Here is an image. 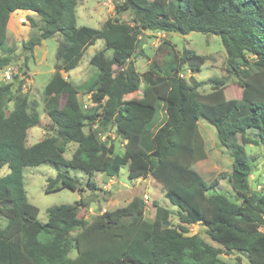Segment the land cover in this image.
<instances>
[{"label":"trees","instance_id":"16d2710c","mask_svg":"<svg viewBox=\"0 0 264 264\" xmlns=\"http://www.w3.org/2000/svg\"><path fill=\"white\" fill-rule=\"evenodd\" d=\"M79 1L0 0V70L16 59L15 48L8 45L13 13L38 17L29 18L38 34L23 44L25 51L34 53L42 42L60 37L54 72L44 87L49 136L27 146L30 129L41 122L22 93L25 78L20 77L27 71L21 68L15 92L13 84L0 87V172L8 167L7 174H0V215L7 222L0 229V264H229L220 258L222 249L189 235V227L197 224H204L225 251L246 253L250 264H264V190L250 187L253 162L245 148L264 147V0H120L114 3V17L100 29L77 26ZM146 32L220 37L241 97L225 100L215 92L201 93L202 82L194 75L202 72L206 57L186 47L178 54L168 40L161 64L154 62L150 71L139 74L133 59L143 55ZM99 40L105 41L106 51L90 59L99 71L89 87L96 107L86 110L69 74ZM187 70L192 73L188 82L182 78ZM141 81L143 97L126 100ZM163 88L161 98L154 94ZM200 119L214 126L220 146L231 154L232 172L221 179L230 184L232 198L217 192L218 179L208 182L194 168L207 158ZM110 126L125 142L123 154L113 157L101 137ZM70 144L77 147L67 160ZM41 165L57 170L47 180V194L75 192L79 186L84 192L70 170L86 174L94 191L95 174L114 178L127 166L130 182L152 177L162 186L165 198L178 208L180 224L173 227L171 212L157 205L155 219L147 220L141 196L90 222L79 216L87 206L81 197L72 205L49 208L47 222H41L39 208L27 199L23 175L25 168ZM235 264H242L241 259Z\"/></svg>","mask_w":264,"mask_h":264},{"label":"rangeland","instance_id":"374dc122","mask_svg":"<svg viewBox=\"0 0 264 264\" xmlns=\"http://www.w3.org/2000/svg\"><path fill=\"white\" fill-rule=\"evenodd\" d=\"M120 0H80L77 5V26H87L100 29L104 22L114 17V3ZM158 3H165L167 0H150ZM25 11L17 12L15 18L25 17ZM36 15H29L25 18L26 27L20 24H14L8 36V45L15 48V60L11 65L17 69L16 75L13 76L9 84H13L12 91L15 92L19 87L18 76L22 75L21 68L27 71L26 77L22 85V93L28 97L32 107H35L40 113V125L30 129L28 135L27 146L35 145L49 136L51 128L50 119L43 111L44 87L49 82L54 72L56 63L55 55L57 51L58 41L60 37L46 40L41 46L38 56L32 52L23 49V44L27 42L31 36L38 34V29L33 28L29 18ZM37 18V17H36ZM126 22L130 21L128 15L123 17ZM164 40L170 41L175 47L176 52L181 54L183 49L189 48L194 50L198 55L206 57L207 61L202 68V72L194 75L196 80L202 82L199 91L203 94L215 92L217 98L225 100L239 99L242 89L238 84V78L229 71L227 65V54L220 37L215 35H205L202 33H191L183 36L178 33H168L166 37L159 33L146 32L142 37L143 46L140 51L142 56H136L133 61L139 74L150 71L154 62L161 64V60L165 54ZM105 50V41L99 40L94 46H91L85 52V55L77 69L69 74V81L78 88L80 100L86 110L95 108L96 105L91 101V93L89 87L95 82L99 73L98 69L90 64V59L99 51ZM107 57L111 56L110 51L106 52ZM34 54V55H33ZM27 67H26V66ZM3 70H0V82H2ZM192 73L187 70L182 73V78L189 81ZM17 76V77H16ZM212 80V81H211ZM217 82H221L217 85ZM3 86V83H1ZM218 89H213L214 86ZM164 88L154 91V94L161 98ZM144 94V84L141 81L139 90L127 96L125 99H140ZM162 104V103H161ZM161 105L160 118L164 117V110ZM12 110V103L9 104V110ZM199 128L205 143L207 158L195 164L194 168L205 180L212 182L219 180L217 192L226 194L228 197H234L230 184L226 179H221L222 174H230L232 172L233 159L228 150L221 147L217 137V131L205 119L199 120ZM48 130V131H47ZM104 135V134H103ZM105 141L108 142L110 151L109 157L123 154L125 142L118 136L114 126H110L105 134ZM76 144H70L64 154L67 160L72 158ZM246 152L253 162V172L249 178L250 187L253 191L261 193L264 190V147L247 145ZM8 173V167L1 170L0 174ZM71 177H75L81 184L84 192H81L79 186L78 191L61 190L47 194V180L57 176V170L49 165H41L38 167H27L23 170L24 184L27 192L29 203L39 208V220L47 222V210L54 206L72 205L79 201L82 197L87 204L82 207L79 216L90 222L95 216L105 211H113L118 208L127 206L135 196H141L145 202V217L149 221L155 219L156 205L161 206L171 212V224L178 227L180 222L178 219V208L173 206L168 199L165 198L162 186L152 177L138 179L130 182L128 178V167L121 169L120 175L115 179H110L106 175L97 173L93 176L92 182L97 187L96 190L90 191L87 186L88 177L84 173L70 170L68 172ZM60 185V184H59ZM6 220L0 215V229L6 226ZM264 231V227L262 228ZM189 235H198L207 244L223 250L220 256L221 260L229 264H235L237 258H240L242 264H250V259L246 253L238 251H225L217 242L213 241L208 235L207 227L204 224H197L189 227ZM74 236V234H73ZM75 253L72 257H75Z\"/></svg>","mask_w":264,"mask_h":264},{"label":"crops","instance_id":"0c3cea01","mask_svg":"<svg viewBox=\"0 0 264 264\" xmlns=\"http://www.w3.org/2000/svg\"><path fill=\"white\" fill-rule=\"evenodd\" d=\"M18 12H21V11H18ZM25 13V15L26 16H31V15H36V14H34V13H32V12H24ZM16 15H18V13L17 12H15V13H13L12 15H11V17H10V20H9V24H8V36L10 35V31H11V29L13 28V26H14V24H20V26L21 27H26V24H24L25 23V17H21L20 19H17V18H15V16ZM35 19H38V17L36 18L35 16H33ZM159 35H162L163 37H166V35H168V34H166V33H159ZM58 43V42H57ZM42 44H43V42H42ZM42 44L40 45V46H38L36 49H35V55L36 56H38L40 53H38V52H40V51H42L41 50V46H42ZM30 132V131H29ZM102 137V139L104 140L105 139V137L104 136H101ZM67 149H68V147H67ZM76 149V148H75ZM75 149H74V151H75ZM73 155V154H72ZM65 157V156H64ZM70 160V159H69ZM116 177H114V178H110V179H115ZM28 199V198H27Z\"/></svg>","mask_w":264,"mask_h":264},{"label":"built area","instance_id":"2783aa9c","mask_svg":"<svg viewBox=\"0 0 264 264\" xmlns=\"http://www.w3.org/2000/svg\"><path fill=\"white\" fill-rule=\"evenodd\" d=\"M17 69L14 68L12 65L6 67L5 69H3V75H2V82H0V87H1V83L3 84H8L13 76L16 75Z\"/></svg>","mask_w":264,"mask_h":264}]
</instances>
